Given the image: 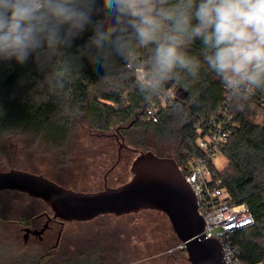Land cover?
Here are the masks:
<instances>
[{"label": "trees", "instance_id": "trees-1", "mask_svg": "<svg viewBox=\"0 0 264 264\" xmlns=\"http://www.w3.org/2000/svg\"><path fill=\"white\" fill-rule=\"evenodd\" d=\"M97 6L102 8L103 0H97ZM103 16L94 15L93 20ZM92 34L91 27L86 28L64 56L55 55L43 69L32 57L25 65L0 62V142L24 135L64 150L70 147L73 134L86 126L109 136L120 134L124 141L140 148L143 144L134 143L131 133L142 129L156 137L177 135L180 164L204 156L197 145L196 125L216 114L228 100L234 127L229 141L221 147L228 165L219 176L233 202L247 204L255 219L254 225L233 234L232 241L241 248V258L248 264H264V103L258 101L264 91L256 90L246 101L231 99L203 63L202 45L196 41L188 52L201 60L198 75L181 73L178 79L165 82L157 95L146 99L137 90L136 70L143 69L146 76L150 75L151 47L133 44L127 63L113 57L106 68H101L82 57L78 67L72 57L79 54ZM169 91L175 98L160 109L158 122L148 121L147 109L160 103Z\"/></svg>", "mask_w": 264, "mask_h": 264}, {"label": "clouds", "instance_id": "clouds-1", "mask_svg": "<svg viewBox=\"0 0 264 264\" xmlns=\"http://www.w3.org/2000/svg\"><path fill=\"white\" fill-rule=\"evenodd\" d=\"M88 27L78 67L82 57L101 68L113 57L127 63L133 44L151 47V73L137 80L146 99L181 73L198 75L201 60L188 52L196 41L231 99L264 91V0H0V62L32 57L43 69Z\"/></svg>", "mask_w": 264, "mask_h": 264}, {"label": "rangeland", "instance_id": "rangeland-1", "mask_svg": "<svg viewBox=\"0 0 264 264\" xmlns=\"http://www.w3.org/2000/svg\"><path fill=\"white\" fill-rule=\"evenodd\" d=\"M173 95V94H172ZM134 143H142L143 147L135 148L133 143L124 141L123 154L126 156L127 167L124 174L110 176L109 187H117L131 179L130 166L141 151H152L160 157H169L177 161L179 149V138L156 137L150 132L142 129L132 131ZM110 135V134H109ZM97 133L89 130L86 126L80 127L71 139L68 149H55L52 146L41 144L28 136L16 135L6 137L0 142V172L11 169H19L33 174H42L66 188L78 192H94L103 189V175L107 168L99 170L96 166V147L106 146L110 148L111 155H115L121 145L119 134ZM117 137H119L117 141ZM97 155V154H96ZM216 165L220 170L227 167V159L219 154ZM47 210L49 207L44 201L37 200L27 194L15 191H3L0 193V264H32L33 256L23 252L16 242L23 241V234H18L17 229H10L6 221L8 218H16L12 211ZM8 212V213H7ZM21 214V213H20ZM6 218V219H5ZM73 226H108L111 228L121 227L126 233L121 237L120 243L125 248L126 255L120 261L121 264H160L158 253L162 241V232L170 231L171 224L166 214L143 210L138 213L123 216L103 215L89 222H75ZM163 227H167L166 229ZM122 230V231H123ZM142 233L140 235V233ZM15 233L18 238L16 242L8 237ZM91 235L86 246L97 250L106 242L102 236ZM174 241H178L174 236ZM110 244V240H107ZM69 258L67 264H84V260ZM119 263V264H120ZM96 264V263H94Z\"/></svg>", "mask_w": 264, "mask_h": 264}, {"label": "water", "instance_id": "water-1", "mask_svg": "<svg viewBox=\"0 0 264 264\" xmlns=\"http://www.w3.org/2000/svg\"><path fill=\"white\" fill-rule=\"evenodd\" d=\"M131 173V179L117 187L78 192L42 174L11 169L0 172V193L16 191L40 199L56 217L69 222L143 210L160 211L186 246L191 264H225L222 244L206 237L196 195L175 159L160 157L152 151L141 152L132 163Z\"/></svg>", "mask_w": 264, "mask_h": 264}, {"label": "flooded vegetation", "instance_id": "flooded-vegetation-1", "mask_svg": "<svg viewBox=\"0 0 264 264\" xmlns=\"http://www.w3.org/2000/svg\"><path fill=\"white\" fill-rule=\"evenodd\" d=\"M119 137L121 138V145L117 154L112 156L111 152L108 151L110 148L106 146L96 147L97 151L93 154L97 158L95 161L97 168L99 170L107 168L103 175V189L108 186L110 176L115 175L116 171L118 176L123 175L127 167V155H124L123 151L124 148L127 149L128 147L123 146L124 139L120 134ZM119 137H117V141ZM8 212V214L13 213L16 216L18 215L14 219L13 217L5 219L9 225H12L10 229L15 228L18 234H23V241L16 242L18 236L15 233H10L8 237L11 236L10 238L16 242L17 246L22 248L24 254L27 253L33 256L32 264H67L71 257L84 260V264H119L126 255L125 248L120 243L121 237L126 231L121 227L73 226L72 223L78 221L69 222L56 217L50 207L47 210L41 211L32 209L31 212L24 210L20 212L9 210ZM163 228L166 229L167 227ZM90 234L102 236L106 240L99 249L93 250V252L85 245L87 240L90 239ZM162 235V243L160 248H158V253L161 256L160 264H191L187 248L179 240L172 225L170 231L162 232ZM174 235L178 241L172 240L174 239ZM107 240H110V244H107Z\"/></svg>", "mask_w": 264, "mask_h": 264}, {"label": "built area", "instance_id": "built-area-1", "mask_svg": "<svg viewBox=\"0 0 264 264\" xmlns=\"http://www.w3.org/2000/svg\"><path fill=\"white\" fill-rule=\"evenodd\" d=\"M136 73L138 79L146 76L143 69H137ZM174 98L175 93L169 91L161 97L160 103L151 104L146 114L148 121L158 122L160 109ZM258 101L263 105L264 95ZM230 105L227 100L216 114L197 123V145L204 156L191 157L178 165L196 195L198 211L205 221L206 237L222 244L225 264H248L241 258V248L233 243L232 236L254 225L255 219L247 204L233 202L219 176L222 170L215 162L219 154L223 155L221 147L229 141L234 127Z\"/></svg>", "mask_w": 264, "mask_h": 264}]
</instances>
